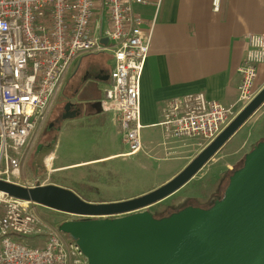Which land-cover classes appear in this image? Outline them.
<instances>
[{"label": "built area", "instance_id": "2783aa9c", "mask_svg": "<svg viewBox=\"0 0 264 264\" xmlns=\"http://www.w3.org/2000/svg\"><path fill=\"white\" fill-rule=\"evenodd\" d=\"M162 2L0 0V179L16 182L12 177L20 174L24 151L49 119L67 73L89 54L112 55L100 104L118 118L129 154L143 149L141 79L155 25L145 30L134 7L154 4L158 11ZM220 8L221 0H213L214 11ZM246 40L237 101L223 105L202 92L171 98L160 123L165 140L198 138L205 147L254 99L258 68L264 63V34L250 33ZM2 202L0 264H88L76 241L59 227L48 233L43 246L27 243L26 237L44 234V220L36 210L40 205L5 194Z\"/></svg>", "mask_w": 264, "mask_h": 264}, {"label": "water", "instance_id": "95a60500", "mask_svg": "<svg viewBox=\"0 0 264 264\" xmlns=\"http://www.w3.org/2000/svg\"><path fill=\"white\" fill-rule=\"evenodd\" d=\"M263 105L264 87L183 170L137 197L91 202L57 184L5 179L0 192L81 217L61 223L59 231L76 241L88 264H264V141L246 154L213 205H188L161 218L149 210L188 184ZM72 106L66 103L62 119L78 115Z\"/></svg>", "mask_w": 264, "mask_h": 264}, {"label": "rangeland", "instance_id": "374dc122", "mask_svg": "<svg viewBox=\"0 0 264 264\" xmlns=\"http://www.w3.org/2000/svg\"><path fill=\"white\" fill-rule=\"evenodd\" d=\"M109 60L108 53L86 55L72 65L73 73L76 75L82 71L86 74L91 68L108 69ZM75 78L77 77H74L73 85ZM73 85L66 90L65 96L62 94L58 96L49 119L33 134L30 144L24 151L20 174L12 177V180L31 187L38 184L67 186L81 193L85 200L115 202L140 196L163 185L169 177L183 168V163H177L182 161L180 156L182 149L189 147L192 150L185 156L188 162L204 148L202 141L179 142L162 138L161 142L158 140L148 142L133 156L105 159L111 157L112 153H117L111 151L114 147L123 152L119 123L116 120L110 121L88 108L82 111L80 116L83 117L80 120L62 119L61 112L67 102L72 101L71 103L80 108L85 105L77 104L74 99L67 97L73 96ZM98 85L87 84L77 100L96 95L99 91ZM74 132H78L81 138H75ZM262 141L264 124L241 145L235 149L227 148L215 160L204 166L189 186L161 203L151 206L149 210L157 214L167 208L176 212L188 205L204 208L213 205L224 196L230 176L243 166L246 154ZM51 155L53 158L49 162L48 158ZM95 158L99 160H91ZM78 161L81 162L76 163ZM3 205V202L0 203V216L4 212ZM36 210L44 220L41 225L44 234L41 238L26 237L27 243L35 246H43L48 233L57 229L61 223L82 219L44 206H36Z\"/></svg>", "mask_w": 264, "mask_h": 264}, {"label": "crops", "instance_id": "0c3cea01", "mask_svg": "<svg viewBox=\"0 0 264 264\" xmlns=\"http://www.w3.org/2000/svg\"><path fill=\"white\" fill-rule=\"evenodd\" d=\"M134 8L143 17L145 30H148L152 23L155 25L149 56L141 79V122L145 126L142 130L143 145L150 141H162L163 132L160 123L164 118L165 106L173 97L202 92L208 98L217 100L223 105H230L237 101L238 87L241 82L239 67L247 50L246 35L264 34V0H221L219 12L214 11L213 0H163L158 11L154 4H136ZM80 60L81 58L76 60L73 65ZM109 62L108 69L96 68L107 71V75L104 73L100 77H89L82 71L75 75L73 66L67 73L64 86L58 96L60 94L65 96L66 90L73 85L74 77H77L73 85V96L68 95L67 97L74 99L77 104L85 105L75 119H82L83 116L80 114L88 108L110 121L116 120L119 123L118 118L112 112L104 111L100 104L113 68L111 54ZM106 76L108 79L104 78ZM93 83L94 85L99 84V91L96 95L77 100L82 89L87 84L92 85ZM263 87L264 63L258 68L255 89L259 92ZM88 103L90 105L87 106ZM263 124L264 105L252 115L210 162L215 160L221 152H225L227 148L235 149L241 145L247 137L250 135L252 137L258 132ZM119 133L123 152L114 147L111 151L117 153H112L111 157L105 159L135 155L129 154L130 148L124 143L121 132ZM74 137L81 138L78 132H74ZM174 140L192 141L193 143L201 141L198 138ZM191 152L189 147L181 150L182 161L177 162L178 164L183 163L181 170L192 161L193 158L186 162L185 157ZM91 160H99V158ZM181 170L169 177L164 184ZM195 177L180 190L189 186ZM66 188L82 196L77 190L67 186Z\"/></svg>", "mask_w": 264, "mask_h": 264}, {"label": "flooded vegetation", "instance_id": "af4514ba", "mask_svg": "<svg viewBox=\"0 0 264 264\" xmlns=\"http://www.w3.org/2000/svg\"><path fill=\"white\" fill-rule=\"evenodd\" d=\"M105 73V74H104ZM104 75H107V71H104L103 69H94V68H91L89 69L87 72H86V75L89 76V77H92V76H95V77H100V76H103ZM72 110H78V114L81 112V108L78 107L77 105L73 104V106L71 107V111ZM65 113V106L63 108V111L61 112V117L62 115Z\"/></svg>", "mask_w": 264, "mask_h": 264}, {"label": "trees", "instance_id": "16d2710c", "mask_svg": "<svg viewBox=\"0 0 264 264\" xmlns=\"http://www.w3.org/2000/svg\"><path fill=\"white\" fill-rule=\"evenodd\" d=\"M51 130V127L49 126V128H48V131H50ZM47 131V132H48ZM88 200V199H87ZM88 201H90V200H88ZM100 202H104V200H100ZM173 213V211L170 209V208H167V209H164V210H162V211H160L159 213H157V214H154L157 218H161V217H165V216H168V215H170V214H172Z\"/></svg>", "mask_w": 264, "mask_h": 264}, {"label": "bare ground", "instance_id": "6f19581e", "mask_svg": "<svg viewBox=\"0 0 264 264\" xmlns=\"http://www.w3.org/2000/svg\"><path fill=\"white\" fill-rule=\"evenodd\" d=\"M52 158H53L52 155L48 158L49 162H50V160H52ZM0 196H2V193L1 192H0Z\"/></svg>", "mask_w": 264, "mask_h": 264}]
</instances>
